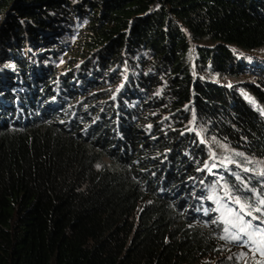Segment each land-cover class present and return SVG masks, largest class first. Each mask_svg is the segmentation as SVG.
<instances>
[{
	"label": "trees",
	"instance_id": "obj_1",
	"mask_svg": "<svg viewBox=\"0 0 264 264\" xmlns=\"http://www.w3.org/2000/svg\"><path fill=\"white\" fill-rule=\"evenodd\" d=\"M261 48L264 0H0V264H196L225 227L264 257L217 189L264 208Z\"/></svg>",
	"mask_w": 264,
	"mask_h": 264
},
{
	"label": "rangeland",
	"instance_id": "obj_2",
	"mask_svg": "<svg viewBox=\"0 0 264 264\" xmlns=\"http://www.w3.org/2000/svg\"><path fill=\"white\" fill-rule=\"evenodd\" d=\"M85 20H82L79 18V16H76L72 18V20L69 23H66L63 34L59 35V38L62 40L63 45L69 43L70 39H74V34L79 30L80 24H84ZM259 51L264 52V48L260 49ZM49 63H51L54 68L57 69V67L60 65L61 57L58 56L57 59L48 60ZM81 71V70H80ZM216 78V76H214ZM252 80V76L250 74H243L238 76H227L224 78H221L220 81L227 84H233V83H242L243 81ZM233 152V149L229 148L227 149L228 158L230 157L231 153ZM216 154L212 152V160L211 162L207 163L206 171L208 174L213 173V165L216 163ZM253 163L261 168L262 171H260L262 174H264V163L260 160H253ZM251 166H246V170H251ZM216 178V177H215ZM205 183V182H204ZM209 189L210 187H206ZM213 189V188H212ZM217 189H221L224 192V196L228 197V201L235 203L236 200L234 198V195L232 193H228L227 189H224L223 185L220 184L217 187ZM227 192V195L225 194ZM198 191L194 192L192 195L193 199H198V195L196 194ZM219 194L215 189L210 193V204L214 206V210L211 214L217 215L220 214V216L223 219H228L227 211L224 207V205L221 204L219 201ZM191 200L189 204L185 205V212H190L192 209H197L198 206L195 205L194 200ZM236 204V203H235ZM239 205V204H236ZM196 206V207H195ZM240 206V205H239ZM247 211V209H245ZM208 222L213 223V220H208ZM212 248L208 252L203 253V256L199 258V262L196 264H264V257H260L256 255L254 252L250 251L248 248L244 247L237 241L230 240L227 242H222L220 240H216L214 244H211Z\"/></svg>",
	"mask_w": 264,
	"mask_h": 264
},
{
	"label": "snow or ice",
	"instance_id": "obj_3",
	"mask_svg": "<svg viewBox=\"0 0 264 264\" xmlns=\"http://www.w3.org/2000/svg\"><path fill=\"white\" fill-rule=\"evenodd\" d=\"M205 167H207V164L205 165ZM213 167H215V165H213ZM225 194L227 195V192ZM234 202L236 204L240 205L239 212L230 213V215H234L241 224H245L246 225V227H239V231L241 233H247L248 228L252 227V220H259L261 223H264V215H262V216H253L252 215L253 211L260 212V213L264 214V208H261V207L253 208L251 204H247V205L241 204V201L239 199H236ZM258 203L260 205H264V199H260ZM246 208L248 209L247 212H245ZM240 213H245V215L251 216L252 219L248 220V221H245L244 220V216L240 215ZM224 223L230 225L232 228L238 227L237 223L233 222L232 219H224ZM224 232L226 233V235L220 237L221 239H232V240H239L240 239L239 235H233V236L229 237L227 235V233L229 232V228L228 227L224 228ZM249 239H252V237L249 236Z\"/></svg>",
	"mask_w": 264,
	"mask_h": 264
}]
</instances>
